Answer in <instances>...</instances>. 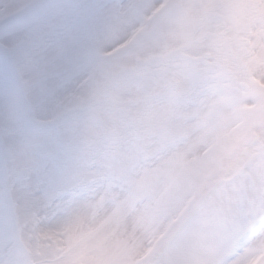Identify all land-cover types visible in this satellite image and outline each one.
Wrapping results in <instances>:
<instances>
[{
  "label": "snow or ice",
  "instance_id": "obj_1",
  "mask_svg": "<svg viewBox=\"0 0 264 264\" xmlns=\"http://www.w3.org/2000/svg\"><path fill=\"white\" fill-rule=\"evenodd\" d=\"M5 7L0 264H264V0Z\"/></svg>",
  "mask_w": 264,
  "mask_h": 264
},
{
  "label": "rangeland",
  "instance_id": "obj_2",
  "mask_svg": "<svg viewBox=\"0 0 264 264\" xmlns=\"http://www.w3.org/2000/svg\"><path fill=\"white\" fill-rule=\"evenodd\" d=\"M8 3V0H0V14L4 13L7 11V8L5 7V5ZM5 69L2 65V63H0V77H2L3 73H4ZM105 115L109 116L110 115V111L105 108Z\"/></svg>",
  "mask_w": 264,
  "mask_h": 264
}]
</instances>
